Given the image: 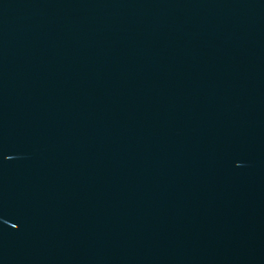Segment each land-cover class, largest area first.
<instances>
[{"label": "water", "instance_id": "obj_1", "mask_svg": "<svg viewBox=\"0 0 264 264\" xmlns=\"http://www.w3.org/2000/svg\"><path fill=\"white\" fill-rule=\"evenodd\" d=\"M0 264H264V0H0Z\"/></svg>", "mask_w": 264, "mask_h": 264}]
</instances>
